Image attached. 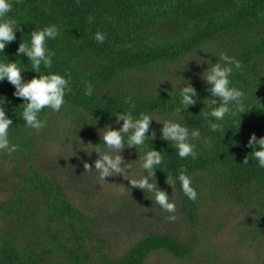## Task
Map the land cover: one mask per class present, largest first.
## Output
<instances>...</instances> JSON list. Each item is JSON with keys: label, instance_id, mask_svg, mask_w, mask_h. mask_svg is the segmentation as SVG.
<instances>
[{"label": "trees", "instance_id": "trees-1", "mask_svg": "<svg viewBox=\"0 0 264 264\" xmlns=\"http://www.w3.org/2000/svg\"><path fill=\"white\" fill-rule=\"evenodd\" d=\"M10 2L9 16L20 25L16 40L4 53L10 61L25 64L22 76L27 82L39 74L30 69L26 56L17 57L19 44L37 27L58 25L61 36L48 42L55 52L50 71L66 73L71 90L60 112L43 110L47 126L36 133L15 115L22 100L13 96L14 86L7 80L0 82V96L6 99L7 114L13 120L10 143L19 145L11 156L0 154V163H13L10 171L0 170V196L7 193L0 200V264H158L160 255L179 264H264L260 245L264 240V169L250 159L243 164L252 151L246 147L250 135L264 136V108L255 105L257 100L264 105V0ZM97 30L106 33L102 44L93 38ZM220 52L244 65L243 72L234 73L233 82L249 93L253 103L249 112L241 114L239 129L229 118L223 134L211 132L202 115L208 110V100H218L211 96L203 72L220 62ZM179 58L211 63L178 65ZM167 65L179 67V83L164 69L157 71ZM83 81L92 83L91 97L83 96ZM186 84L196 89L197 103L173 118L171 113L179 106L173 97ZM128 110L153 116L147 135L154 134V138L148 143L164 156L155 180L176 202L177 219L166 229L153 227L163 225L157 212H168L138 188L108 201L105 209L88 206L98 193L85 181L98 178L94 170H85L84 163L94 169L98 157L81 147L100 145L103 129H119L123 124L114 113ZM166 118L201 129L195 160L180 159L173 142L162 139ZM63 122V135L58 136L57 124ZM205 137L210 140L207 145ZM68 144L70 153L57 159V168L52 167V159L47 158L54 146L65 150ZM130 148L140 158V150ZM182 166L198 192L195 202L182 195L179 184L173 188L166 182L168 173L175 174ZM138 170V176L142 175L143 170ZM141 207L144 217L137 211ZM223 207L240 218L232 231L247 234L250 249L256 250L247 252L251 255L244 256L246 261L235 256L234 246L224 245L220 251L221 243L210 242V230L222 232L228 221ZM180 216L186 218L184 224L178 221ZM132 220L143 224L144 235L118 244L117 227Z\"/></svg>", "mask_w": 264, "mask_h": 264}, {"label": "clouds", "instance_id": "clouds-1", "mask_svg": "<svg viewBox=\"0 0 264 264\" xmlns=\"http://www.w3.org/2000/svg\"><path fill=\"white\" fill-rule=\"evenodd\" d=\"M10 0H0V53L4 54L0 59V82L7 80L14 86L13 96L21 99L22 102L18 108L20 111L15 115L23 121L26 129L35 130L39 133L47 126L46 120L42 118L44 109H50L53 112H60L66 103L67 92L71 90L69 83L70 77L65 73L50 71L53 65V56L55 52L48 47V42L56 40L61 36V28L56 24L37 27L30 33L28 40H23L17 49V57L26 56L30 63V69L39 75L33 77L27 82L24 81L22 73L26 71L25 64L21 61H10L4 53L5 48L16 40V32L19 30V22L15 18H10L12 11ZM96 42L104 43L106 33L97 30L94 33ZM203 47L206 51L205 46ZM219 61L210 66L203 72V78L210 85L212 97L207 101L208 110L202 112L208 129L213 133L223 134L225 124L229 118H232V125L239 129L241 124V114L249 112L252 108V100L249 93L236 86L233 82L235 72H243L244 65L235 56L220 52ZM176 63L184 64V59L179 58ZM49 70V71H44ZM83 96L91 97L93 85L91 82L83 81ZM196 89L190 84H186L174 95V103L178 100L179 106L175 107L171 116L175 118L182 109L186 110L189 106L197 103ZM219 103V106L214 107ZM6 99L0 96V154L11 156L12 153L19 150V145L10 143V127L13 120L7 114L5 107ZM257 108H264L260 101L255 104ZM135 105H133V108ZM16 109V110H17ZM117 120H123L119 129L107 126L101 131V144L92 145L91 143L83 145L82 150L97 154L94 161V169L91 164L84 163L87 172L95 171L100 181H106V178L113 175H126V169L129 166H122L123 157L120 155L125 144L128 147H137L140 152V168L143 174L139 178L128 179L131 187L138 188L147 194L148 198L158 205L162 210L168 213H175L176 202L170 198L165 190L158 187L155 180V172L161 165L164 156L149 146V140L154 138L147 135L149 125L153 116L146 112H140L135 115L133 111L128 110L124 114L114 113ZM214 118L210 120L209 118ZM182 120L183 118L180 117ZM131 130V131H130ZM201 129H190L186 124L175 119H164L162 128V139L172 141L176 150V155L180 159L191 158L195 160L198 156L197 144L200 140ZM210 143L209 138L203 139V144ZM246 147L252 151L247 156L243 164H249V159L255 161L259 169H264V136L257 137L252 133L247 141ZM147 175H144V172ZM167 184L173 188L179 184L181 193L188 200L195 202L198 198V192L193 186L192 177L183 166L175 174L168 173ZM169 221H175L177 217L170 215Z\"/></svg>", "mask_w": 264, "mask_h": 264}, {"label": "rangeland", "instance_id": "rangeland-1", "mask_svg": "<svg viewBox=\"0 0 264 264\" xmlns=\"http://www.w3.org/2000/svg\"><path fill=\"white\" fill-rule=\"evenodd\" d=\"M188 62H193L195 65H197L199 62H208L205 60L201 59H192L188 58L184 60V64ZM211 63V62H208ZM183 64V65H184ZM164 69L166 73L172 77H177L175 80L176 83H179V67L175 65H167V66H160L157 71ZM58 128V136L63 135V128L66 126V122H63L62 124H57ZM66 139H68L69 135L64 136ZM63 147L60 145H55L54 146V151L50 153L52 156H48L47 161L51 158V166L57 168L58 164L60 161H57V159H60L62 156L67 155V152L70 153V147L69 144L67 145V149L62 150ZM50 151V149H49ZM120 155L123 157V162L122 166H129L126 169V172L128 173L129 176L126 175H113L108 178H106V181H100L99 179L96 181H85L86 185L90 188H92V191L97 189L96 195L92 198L90 202L88 201V206L96 208H103L105 209L107 202L110 200H113L119 196H122L127 193V191H132L134 187H131L129 184L128 179H134V178H139L138 172H139V160L140 158L135 155H133V149L130 147H125L121 150ZM68 160V159H67ZM66 161V160H65ZM58 162V163H57ZM0 170H8L10 171L13 168V163L10 162L9 160H4L0 163ZM96 176L98 178V174L96 173ZM93 183V184H92ZM92 184V185H91ZM96 185V186H94ZM7 196V193L4 192L3 195L0 196V200L4 199ZM174 196V195H173ZM172 197V196H171ZM174 198V197H172ZM85 201V205H86ZM144 206V205H143ZM142 206V207H143ZM142 207L137 209L141 213ZM92 209V210H93ZM223 213L226 211V214L229 215L230 210L226 209V207H223L221 210ZM142 214V213H141ZM177 211L175 213H167L166 215H160V211L157 212V215L159 218L162 219L163 225L161 224H155V227L161 228V229H166L167 225L169 222L168 217L170 215H176ZM143 215V214H142ZM226 216V215H225ZM140 217V216H139ZM144 217V215H143ZM143 219V218H142ZM179 222L184 224L187 220L184 216L179 217ZM221 221H226L221 216ZM240 221V218H235L234 215H229L227 224L226 222L223 223V226H225L224 230L222 232H216L214 229H211L209 232V239L212 245H217L218 243H221V250L222 251L224 248V245H231L235 247V256H237L240 260L246 261L244 256L249 257L251 254L247 252H256V250L250 249L249 242H247L246 237L247 234H243L240 232L232 231L233 225L237 224V222ZM132 227V228H131ZM143 224L134 222V220L131 221V223H126L120 227H117V233L119 235L116 236V241L120 245H126L129 244V242H134L138 237H141L144 235L143 233ZM239 237V238H238ZM223 244V245H222ZM260 245L264 248V240L261 241ZM158 264H179V261L171 259L170 257L162 256L160 255L159 258L157 259Z\"/></svg>", "mask_w": 264, "mask_h": 264}]
</instances>
